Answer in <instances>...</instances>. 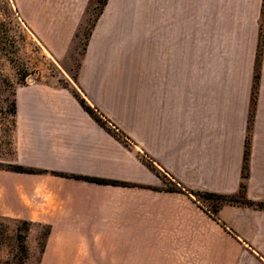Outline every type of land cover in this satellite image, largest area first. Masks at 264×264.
I'll list each match as a JSON object with an SVG mask.
<instances>
[{"label":"crops","instance_id":"crops-1","mask_svg":"<svg viewBox=\"0 0 264 264\" xmlns=\"http://www.w3.org/2000/svg\"><path fill=\"white\" fill-rule=\"evenodd\" d=\"M89 1L29 2L24 24L62 61ZM145 9L108 0L76 78L16 85L0 216L49 226L53 249L105 250L99 264H118L115 248L264 264V206L203 194H237L244 179L246 196L264 203V0H153L152 18Z\"/></svg>","mask_w":264,"mask_h":264},{"label":"rangeland","instance_id":"rangeland-1","mask_svg":"<svg viewBox=\"0 0 264 264\" xmlns=\"http://www.w3.org/2000/svg\"><path fill=\"white\" fill-rule=\"evenodd\" d=\"M32 1L41 0H0V154L3 155H10L12 152L14 129L12 114L16 85L31 80L58 85L68 84L65 70L69 74L77 71L86 47V36L100 7V0L89 1L78 37L67 57L62 61H56L34 40L24 24L26 7ZM140 2H145V16L152 18L153 0H140ZM0 164L9 165L6 162ZM167 183L171 185V182ZM220 200L212 198L210 201L216 203ZM49 229L47 225L31 224L0 216V264H95L97 262L99 264L106 261L105 250L51 248ZM115 246L120 247L121 244L115 243ZM169 252L172 258L168 257ZM109 253L112 254L113 261L118 264L122 261L130 264H138L139 261L143 264H181L184 258L175 257L185 256L184 252L176 255L175 251H166V257L139 258L137 250L123 251L120 248H115ZM191 259H194L193 264H196L195 261H198L199 257Z\"/></svg>","mask_w":264,"mask_h":264},{"label":"trees","instance_id":"trees-1","mask_svg":"<svg viewBox=\"0 0 264 264\" xmlns=\"http://www.w3.org/2000/svg\"><path fill=\"white\" fill-rule=\"evenodd\" d=\"M107 1L108 0H100V7H99V10H98L97 14L95 15L91 25H90V30L88 31V34L86 36L85 46L88 42L92 27L94 26L99 15L103 11L104 6L107 3ZM73 76L76 78L77 71L75 73H73ZM74 93L80 99V101H81L82 105L85 107V109H87L101 124H105V121L102 119V117L100 116L98 111L95 109V107H93L91 104H89L87 102V100L85 99V97H83L77 90H75ZM14 109H15V107H14ZM250 152H251L250 151V137L248 134L247 139H246L245 153H244L243 178H245L249 173ZM12 167L14 169H17V170H31V168L25 167V166L20 165V164L13 165ZM90 178L97 180V181H101V182H107V183H118L119 182V180L111 179V178H102V177H90ZM169 188L170 189H179V187L171 186V185L169 186ZM203 194L207 197H210V198L221 199L220 201L241 202V203H245V204H249V205L264 206L263 202H255L246 196V182L244 179L241 182L240 191L237 194H234V193L233 194H221V193H215V192H204ZM24 222L28 223V221H24Z\"/></svg>","mask_w":264,"mask_h":264}]
</instances>
